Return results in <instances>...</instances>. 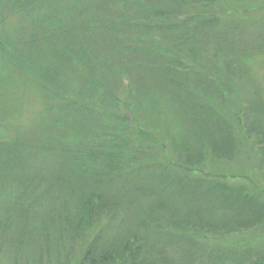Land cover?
Masks as SVG:
<instances>
[{
    "label": "trees",
    "instance_id": "16d2710c",
    "mask_svg": "<svg viewBox=\"0 0 264 264\" xmlns=\"http://www.w3.org/2000/svg\"><path fill=\"white\" fill-rule=\"evenodd\" d=\"M32 1L39 15L55 18L53 4L60 0ZM148 1L114 0L110 9L117 21L109 20L102 26L92 20L85 26L86 34H94L95 46L89 40L91 46L58 44L59 54L66 57L57 61V54L46 57V65L35 75L46 114L52 118L55 142L54 138L50 143L40 142L27 152L23 134L18 136L20 129L10 126L6 103L2 106L0 134L12 138L17 132V137L10 142L0 140V264H72L70 258L76 253V264H157L164 258L156 242L198 243L202 232L218 229L213 222L227 223L224 228L229 232L241 229L240 217L248 211L255 218L250 222L261 224L264 220V195L248 198L243 192H231L217 182L197 177L203 174L206 155L218 162L230 161L234 150L244 143L241 138L249 143L251 135L263 139L255 152L264 161V130L261 125L252 130L247 124L252 105L242 102L227 106V94L240 92L233 86L235 79L220 74L228 61L214 62L221 75L218 78L196 72L195 82L178 81L184 103L194 110H205L215 122L210 129L190 118L187 125L177 122L178 131L171 130L173 107L153 85V91L149 89L153 92L152 112L148 108L151 94L142 93L138 82L144 68L153 72L171 64L164 62L170 56L154 46L158 35L178 38L173 45L178 48L205 27L220 25L223 19L204 13L189 17L187 12V18L180 20L172 11L161 14L158 1ZM85 2H78V10L89 9L88 14L96 17L100 6L94 0ZM176 4L181 10V3ZM47 7L49 13H45ZM128 12L131 22L126 18ZM156 15L172 19L161 22L155 20ZM56 29L49 28L56 34L48 39H60L64 30ZM126 78L134 94L131 104L120 92ZM159 81L164 84L169 79L163 76ZM201 86H210L211 94H204ZM127 109L132 117L123 116ZM134 109L141 114V122ZM52 133V129L46 131L47 136L54 137ZM44 149L60 160L66 159V169L56 161L58 158L42 154ZM40 160L48 171L33 166ZM257 190L264 193L259 187ZM219 206L233 216L217 221L213 213L219 212ZM252 206L255 210L251 212ZM190 208L197 210L191 213ZM142 209L145 214L140 215ZM205 211L210 218L208 214L203 218ZM192 214L196 218L191 219ZM130 216L135 218L134 231L117 230L128 224ZM117 218L121 219L119 224ZM190 226L201 232L193 233ZM112 230L115 233H110ZM149 241L152 248L148 250L145 246ZM258 261L253 264H264L263 259Z\"/></svg>",
    "mask_w": 264,
    "mask_h": 264
},
{
    "label": "rangeland",
    "instance_id": "374dc122",
    "mask_svg": "<svg viewBox=\"0 0 264 264\" xmlns=\"http://www.w3.org/2000/svg\"><path fill=\"white\" fill-rule=\"evenodd\" d=\"M85 1L90 0H60L59 4L55 2L53 9L57 10V14L55 18L50 19L46 14L44 16L39 15L37 7L32 8V0H0V90L5 93L4 98V93L0 91V93H3L0 100V115H4L2 106L6 103L10 126L20 129L18 136H20V133L23 134V144H26L25 150L27 152L40 142L47 141V143H50L49 141L53 138L54 142L56 140L55 129L50 126L52 118L46 114L47 108L45 110L41 97L42 91L36 83L38 76L35 75L46 65V57L57 54L54 59L56 61L66 57L59 54L58 44L62 46L63 44L73 43L78 45L84 43L95 46V36L94 34H86L87 29L85 26L89 25L92 20H96L97 24L102 26L109 24V20L117 21L116 14L112 15L110 9L115 3L114 0H94L100 6V10L95 11L96 17L88 14L89 9H86V12L83 8L78 10V2L87 4ZM156 1L159 2L157 4L161 14L165 15L166 12L172 11V15L180 20L186 19V15L191 17L202 13L214 15V17L217 16L223 20L220 25L215 24L209 28L205 27L200 35L182 47L174 48L173 45H177L179 39L171 35H169V38L159 35L156 37L154 46L158 49L161 48L166 55L170 56V58H165L164 62H171V64L170 66L166 65L164 68L155 69L153 72L150 70L151 68L142 70L138 82L142 93L149 92L151 94L152 102L149 103L148 108L152 109L153 112V92L150 91H153L151 86L154 85L155 90L173 107V112L169 115L171 130L178 131L180 125L177 122L186 123L187 125L190 118L196 119L204 127L210 129L215 122L212 121L205 110L200 108L194 110L193 107L184 103L185 97L182 95V91L179 90L178 81L184 79L186 82H195L197 73L207 72L211 79L218 78L222 74L235 79L233 86L237 87L238 91L240 90V92H234L231 95L227 94V106L242 102H245V105H252L253 109L250 111L252 117H250L247 124L252 126V130H256L254 127L259 125L264 130V0ZM148 2L153 4V0ZM177 2L181 3V10H179ZM122 6H125V4ZM46 9L48 10L45 13H49L50 7ZM125 9H122L123 12ZM80 11L83 12L80 13ZM184 13L187 14L184 15ZM127 14L126 18L131 22L130 12ZM154 18L161 22L172 19L159 17L158 15ZM228 20L230 21L226 23ZM49 28L64 30L62 35L58 36L60 39H48L49 36L56 34ZM82 40H86V43ZM88 40L91 45L87 43ZM150 45L153 48V42ZM70 52H72L71 49ZM137 59L140 62L142 61V58ZM223 61H228V64L224 63L221 66L223 67V73L220 72L219 74L214 62L221 64ZM147 64H150L149 61ZM192 67L194 70H191ZM163 76L168 78L169 81L161 84L159 80ZM127 81L126 78L120 92H122L126 103L130 102L131 104L134 94L130 90L131 86L128 85ZM70 86L73 87V90L75 89L72 82ZM201 88L204 94H211L209 93L210 86H201ZM135 112L136 119L141 122L139 120L141 114L137 110ZM123 116L132 117V114L128 110L123 112ZM156 118L159 119V116L157 115ZM51 129L54 137L46 135V131ZM16 135L17 132H14V136L10 138L9 135L2 137L0 134V140L5 139V142H10L17 137ZM260 140L263 139L255 135L250 136L249 143L246 139L241 138V142L244 143H241L239 148L237 147L234 150L230 161L218 162L214 160L212 155H206L202 159L203 174L197 177L210 180L212 183L217 182L227 190L230 189L231 192H243L248 195H246L248 198L262 197L264 193L258 192L257 188L259 187L260 190L264 191V161L258 156L259 152H255L260 150ZM44 144H41L43 148ZM163 147L167 149L165 153L168 154V147L165 144L162 145V149ZM42 154L49 158H58L48 152L47 149H44ZM56 161L66 169V159L60 160L58 158ZM44 163V160H40L33 166L42 171H48V168L43 167ZM250 202L249 199L248 204ZM144 209L148 210L147 207H144ZM144 209L138 211V213L140 215L145 214ZM190 209L192 210L191 213L197 210ZM253 210L255 209L252 206L251 212ZM202 214L203 218H206L207 215L205 214H208V212L205 211ZM213 214L217 221L233 216L231 211H227L222 206H219V212ZM132 218L131 216L128 217L130 221L122 229H119L120 227L116 229L122 233H128L129 229L132 230L135 225L133 223L135 218ZM192 218H196L195 215L192 214ZM208 218H210L209 214ZM252 220H255V218L248 211L246 216L240 217L241 229L238 228L231 232L224 228L227 223L222 225L221 222H213V226H218V229L212 231L214 229L212 228L209 231L202 232L205 238L204 236L201 237L203 241L197 239V242L200 241L194 244H176L164 240L165 245L156 242L157 249L162 251L160 254L164 258L163 261H158L157 264H164V261H175L177 264H253L259 262V259L264 260V220L261 221V224L250 222ZM120 221L121 219L117 218L116 223L119 224ZM248 223L249 225H246ZM212 224L207 227H211ZM219 226L222 227L219 228ZM190 227L193 233L201 232L200 230V232L196 231L194 226ZM114 230L110 233H115ZM109 236L112 235L109 234ZM151 245L149 241L145 247L149 250ZM77 258L76 253L70 258V263L76 264ZM58 262L56 261V264H68L62 261Z\"/></svg>",
    "mask_w": 264,
    "mask_h": 264
}]
</instances>
